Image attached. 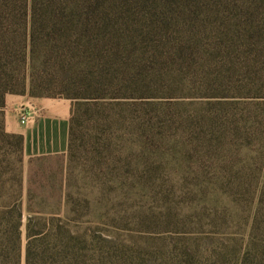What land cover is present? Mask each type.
Returning a JSON list of instances; mask_svg holds the SVG:
<instances>
[{
    "label": "rangeland",
    "instance_id": "374dc122",
    "mask_svg": "<svg viewBox=\"0 0 264 264\" xmlns=\"http://www.w3.org/2000/svg\"><path fill=\"white\" fill-rule=\"evenodd\" d=\"M46 2L28 0L39 32L47 29ZM84 2L99 32L88 45L80 35L74 71L113 81L100 100L110 118L86 124L85 161L74 164L71 187L62 186L67 158L28 157L5 117L9 95L69 100L35 94L55 91L68 70L39 52L33 63L30 46L23 66L13 60L17 79L0 66V215L23 194V249L32 211L68 219L78 211L94 264H215L233 199L243 196L244 168L259 166L264 151V111L253 112L247 98L264 82V0H76L77 23ZM6 29L15 33L7 30L6 40L24 47L31 14ZM108 141L112 147H101ZM97 149L111 161L99 178L80 167L95 164Z\"/></svg>",
    "mask_w": 264,
    "mask_h": 264
},
{
    "label": "trees",
    "instance_id": "16d2710c",
    "mask_svg": "<svg viewBox=\"0 0 264 264\" xmlns=\"http://www.w3.org/2000/svg\"><path fill=\"white\" fill-rule=\"evenodd\" d=\"M84 3L88 7L86 18L79 24L74 20L77 15H81L76 0H47L44 8V14L48 16L47 29L39 32L35 26L37 11L34 6L29 11L28 0H0V53L5 59L0 66L3 72L11 80L17 79L13 60L23 66L27 62L29 46L33 63L39 52L43 61L51 60L60 68L68 70L55 91L49 89L51 92L40 91L35 94L66 98L71 102L69 149L62 181V186L69 188L77 169L74 164L77 160L85 161V158L79 157V147H85V140L90 137L87 133L90 128L86 124H106L103 122L110 118L112 110L107 107L109 103L100 101L106 98L101 92L106 86L109 89L116 87L113 81L111 85L106 84L104 78L107 80V75L91 76L89 80L88 74L74 71V66L79 64L76 49L81 45L80 35L88 39V45L94 40L95 33L99 32V17L94 15L93 6ZM30 14L33 20L30 41L26 34L24 47L16 37L11 41L6 40L7 30L14 33L6 29L7 26H20L21 22H28ZM72 67L73 71L70 72ZM43 79L48 80L46 76ZM45 81L41 85L44 86ZM14 90L12 87L6 89L13 93ZM259 90L247 96L253 99L249 104L254 107L253 112L264 111V82L260 83ZM18 137L23 138L22 135ZM101 147H112V144L108 141ZM94 154L95 164L88 167L81 165V173L99 178L109 170L111 161L105 157L103 150L97 149ZM260 156L262 161L259 166L251 163L244 168L246 180L244 189H241L243 196L233 199L231 230L226 244L217 250L215 264H264V151ZM35 160L32 158L31 163H35ZM60 171L62 173V169ZM22 197L23 194L9 203L0 215V264H94L93 250L89 246V228L82 227L84 217L78 211L71 219L62 214L32 211L26 224L27 241L23 249Z\"/></svg>",
    "mask_w": 264,
    "mask_h": 264
},
{
    "label": "crops",
    "instance_id": "0c3cea01",
    "mask_svg": "<svg viewBox=\"0 0 264 264\" xmlns=\"http://www.w3.org/2000/svg\"><path fill=\"white\" fill-rule=\"evenodd\" d=\"M6 107V131L24 137V150L28 157L60 155L67 158L70 100L51 99L46 102L41 98L9 95ZM24 109L28 112V123L25 125L20 123V115Z\"/></svg>",
    "mask_w": 264,
    "mask_h": 264
},
{
    "label": "built area",
    "instance_id": "2783aa9c",
    "mask_svg": "<svg viewBox=\"0 0 264 264\" xmlns=\"http://www.w3.org/2000/svg\"><path fill=\"white\" fill-rule=\"evenodd\" d=\"M21 122L23 125L28 122V114H27L26 110H23L21 113Z\"/></svg>",
    "mask_w": 264,
    "mask_h": 264
}]
</instances>
